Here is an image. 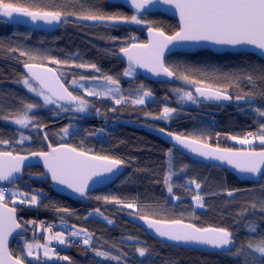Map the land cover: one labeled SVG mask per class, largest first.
Segmentation results:
<instances>
[{
	"label": "trees",
	"instance_id": "1",
	"mask_svg": "<svg viewBox=\"0 0 264 264\" xmlns=\"http://www.w3.org/2000/svg\"><path fill=\"white\" fill-rule=\"evenodd\" d=\"M82 2L85 0H27L29 5L45 9L60 7L73 11ZM95 2L109 13L133 14L124 6L109 0ZM62 20L57 31L46 33L23 28L0 16V139L9 141L8 144L0 145V151H13L15 154L45 151L39 131L28 134L4 122L5 119L20 115L25 106L31 103L37 107L30 116L39 127L49 126L46 134L52 145L68 143L89 154L122 159L125 172L114 184L75 201L55 193L40 167L25 171L23 181L13 187L42 195L37 197L36 205L16 204L19 222L27 230V235L11 244L14 256L25 258V244L44 237L36 228L39 220H46L57 224L56 228H52L53 231L59 230V224H67L87 229L92 234V250L78 245L67 246L60 254L69 257V260L57 264H117L116 260L97 256L96 251L107 252L109 257H121L120 264H264L261 254L254 251L264 240V212H261L264 206V176L259 183L240 181L229 171L196 161L151 133L106 123L109 122L107 120L139 122L145 117H160L164 107H171L176 109L178 115L163 126L167 131L198 138L220 148L240 149L232 144L230 137L245 136L249 132L258 135L260 125L264 123V117L256 111L257 108L264 111V79L259 76V69L264 68V62L252 54H214L209 51L168 56L166 63L186 62L198 69L190 74L194 79L203 80L204 84H211L212 88L233 97L229 106L201 102L206 109H184L177 105L176 95L170 90L171 87H180L178 79L169 84L149 81L142 76L134 80L127 79L122 75L127 67L118 57L121 47L145 41L143 35L147 26L168 35L174 34L178 31L176 20L163 14H145V23L141 25L121 23L116 28L99 22H80L73 16H66ZM10 49H19L28 55L20 56L19 51L12 52ZM52 59L62 63L52 64ZM25 63L53 67L65 84L74 79L81 80V76H101V73L92 69L75 67L80 63H94L102 73L119 79L124 100L116 105L101 98H93L91 103L95 115L89 118L93 120L92 123L66 122L67 117L81 115L70 110L42 107L40 101L20 84L27 77L22 71ZM248 75L253 76L252 81L247 80ZM100 80L104 81L102 77ZM141 86L152 93L154 104L137 105L129 102L136 98ZM238 95L244 98L237 100ZM70 124H77L78 128L61 138L60 131ZM21 135L31 139L20 144ZM170 149L171 157L168 156ZM254 149H261V146ZM170 171L172 194L167 192V185L163 183ZM186 181H194L201 187L197 190L195 186L187 185ZM10 187L7 186L8 189ZM230 191L231 196L228 195ZM198 194L203 198V208L197 207L192 199ZM97 196H114L124 203H135L136 207L129 209L123 205L106 203L103 199L97 200ZM175 196H179L180 200H175ZM5 202L13 206L8 198ZM253 204L256 205L255 211ZM57 208H67L69 212H58L55 210ZM96 209L112 220L113 225L91 217L90 213ZM140 216L182 219L198 227L225 228L232 233L235 248L223 251L212 247L211 250L200 251L155 240L134 222ZM28 221H36V224ZM250 226L255 232L249 231ZM250 243L252 250L248 248ZM139 248L147 249L145 257H139ZM29 262L41 264L40 260L34 263L27 257L25 263Z\"/></svg>",
	"mask_w": 264,
	"mask_h": 264
},
{
	"label": "snow or ice",
	"instance_id": "2",
	"mask_svg": "<svg viewBox=\"0 0 264 264\" xmlns=\"http://www.w3.org/2000/svg\"><path fill=\"white\" fill-rule=\"evenodd\" d=\"M85 3L87 6H85ZM157 3H163L166 5H172L179 12V19L181 23L180 30L171 35H166L164 31L149 28V35L152 39L147 44L132 43L128 46L121 47L120 53L127 57L128 68L122 73L125 77H133L136 73V68L147 69L150 73L156 77L164 78H176L183 80L186 84L194 86L195 92L200 97L206 99H224L230 100L232 97L224 95L219 91H208L211 89V84H204L203 80L194 79L190 74L198 69L193 68L186 62L176 61L166 63L164 59L165 51L168 50L171 54L169 45L174 47L184 42H212L218 45H230V46H255L261 50V56L264 57V0H126V6L133 10L131 16H126L123 13H109L106 12L102 6L95 2V0H85L79 5V8L75 11L69 8H52L45 9L43 7H37L34 4L29 5L27 0H0V16L7 17L9 19L16 16L28 17L31 21H43L47 24L61 23L62 19L66 16H73L80 22H99L105 26H111L113 28L119 27L121 23H145L143 13L147 11L149 5H155ZM112 39H115L114 37ZM12 52L19 51L20 56H27L28 53L20 51L19 49H10ZM34 58V57H32ZM52 64H61L62 61L52 59ZM24 68L27 69L28 78H25L22 82L28 88L30 92L35 93L38 97H43L44 105L54 104L57 101H68L69 103L75 102L76 111L83 113L86 112L89 107V102L82 96H74L72 92L68 91L63 83L60 82V78L57 77L52 68H44L40 64L25 63ZM77 68H88L94 70L96 73H101V76H92L86 78L81 76V80L90 79L97 81L101 77L105 81V90L96 91L95 88L85 85H79L87 96L94 97H109L115 99V103L119 104L124 99L123 93L119 88V79L114 78L111 75H106L101 72V69L96 64H84L80 63L75 65ZM260 79H264V68L259 69ZM39 83V88L34 86V83H30L29 80ZM247 80L252 81L253 76L248 75ZM73 85L77 84L74 79ZM204 84V87H198L196 85ZM116 86V87H108ZM45 89L47 90L45 92ZM179 94L180 90H176ZM152 93L144 89L141 86L139 95L135 99L130 100V103L142 105L145 103V97H151ZM56 99H53V98ZM244 97L237 96L236 99L240 100ZM181 99H187L194 101L196 97L192 95V92H185L181 96ZM37 105L31 103L25 106L24 114L18 116L14 123L24 128L29 127L30 124L33 127H38L28 116L30 112ZM60 108L64 111L70 109L64 105H60ZM176 111L174 108L164 107L161 117L168 119L170 114ZM256 111L261 117H264V111L257 108ZM69 125L63 128L61 131L64 136L69 135ZM163 132V129H160ZM169 137L174 140V147L178 150L187 149L191 153L197 154L201 157L213 158L219 161H225L230 165H233L236 169L243 173L261 174L264 176V123H262L258 129V135L249 132L247 136L240 138L237 136L230 137L232 140H238L241 145H249L250 148L247 151H234L231 148H220L219 146L213 148L210 144L202 143L201 139L189 137L183 134L167 133ZM45 141H47V134H43ZM251 137V138H249ZM31 137H24L21 135L18 143L24 144L25 140H30ZM258 140L261 145L260 151H255L252 148L254 142ZM9 141L0 139V145L8 144ZM48 152L39 151L31 152L33 157L43 158L44 166L47 168V173L50 174V179L57 182L60 185H65L67 188L72 189L74 192L79 193L81 196H86L89 188V181L93 177H103L105 174L115 175L120 170V166L125 162L122 159L112 158L107 155H89L88 152L78 149L77 147L70 146L68 143H61L58 147H52L49 143ZM172 150L168 152V156L171 157ZM28 159V156L14 154L13 151H0V181H6L14 184L17 176L25 167L24 162ZM169 167L171 164L169 163ZM172 173L164 177L163 183L167 185V192L173 193V187L171 184ZM192 183H195L194 181ZM201 187L199 183H195V188L198 190ZM6 194L13 207H8V203L5 202ZM42 193L29 194L20 191H11L6 187L0 186V264H25L27 257H32L33 252L32 244H26L28 251L25 254V258L16 257L13 258L7 249V237L15 228H20L21 224L17 222L15 218L16 204L20 205H36L38 203L37 197ZM231 196L232 192H228ZM17 197L19 200L17 201ZM97 200L103 199L106 203H115L117 205H123L125 208H135V203H124L122 200L116 197H96ZM175 200H180L179 196L174 197ZM192 199L196 202V206L203 208V198L201 195H195ZM255 211L256 205H252ZM58 212L68 213L67 208H57ZM95 212L103 217L99 209ZM261 212H264V206L261 207ZM108 224H112L113 221L107 217H103ZM139 219L146 221V225L150 229H154L155 232L161 236L166 237L169 240L183 242V243H195L200 245H210L214 248L221 249L223 251H231L235 248V243L232 240V233L225 228L220 227H197L195 224H185L182 219H150L146 216H140ZM33 225L36 221H28ZM50 231V228L47 229ZM250 232H255V229L250 226ZM69 237L76 238L75 240H69V243H83L84 245H90L92 241V234L87 232V229H76L75 226H69ZM81 237L82 240L80 239ZM56 240L59 244H65L66 239L63 232H57L54 236L48 238ZM231 245L230 248L225 246ZM37 248H43L44 257H49L50 249L47 245H35ZM250 250L253 249L252 244L248 245ZM139 257H145L147 251L146 248H139ZM255 252L261 254L264 258V240L255 247ZM99 257H108L116 260L117 264H120L121 257L111 256L104 251H96L95 253ZM39 258L38 254L35 257ZM62 260H69V257H59ZM31 264V262H29ZM143 264V262H142Z\"/></svg>",
	"mask_w": 264,
	"mask_h": 264
},
{
	"label": "water",
	"instance_id": "3",
	"mask_svg": "<svg viewBox=\"0 0 264 264\" xmlns=\"http://www.w3.org/2000/svg\"><path fill=\"white\" fill-rule=\"evenodd\" d=\"M111 3L113 4H119L124 6L125 8H127L130 12L133 13V10H131L128 6H126V0H109ZM145 14H163L166 15L168 17H171L172 19L177 21V25H178V31L180 30L181 27V23H180V19H179V12L177 9H175L174 6L172 5H166L163 3H157L154 6L153 5H149L147 8V11H145L143 13V15ZM4 19L7 22L13 23L15 25L21 26L23 28H28V29H32L38 32H46V33H51L54 31H57L62 23H53V24H47L43 21H36L33 22L31 21L30 18L28 17H23V16H16L14 14V18L13 19H9L7 17H4ZM155 29V28H153ZM149 29H147L144 33L143 36H145L146 38V42L145 43H138V44H147L149 43V41L152 39V37L149 35ZM166 34V33H165ZM168 35V34H166ZM169 48L171 49V54L168 50L165 51V55H164V59L166 62V59L168 56L174 54V53H187V54H195L196 52L199 51H209L212 52L214 54H226V53H232V54H252L254 56H256L258 59H261L264 62V57L261 56V50L256 48L255 46H230V45H218L212 42H184L181 44L176 45L175 47L173 45H169ZM119 59L126 65V67H128V61H127V57L124 56L122 53L119 52L118 55ZM44 68H52L55 75L57 77L60 78V82L63 83L65 85V87H67V85L63 82V80L61 79L59 73L53 68V67H49V66H45L42 65ZM22 71L23 73L28 77V73H27V69L24 68V66L22 67ZM136 72L138 74H140L142 76V78L149 80V81H156V82H160V83H173L176 78H164V77H156L154 74L150 73L147 69L144 68H136ZM37 85L39 86L38 82ZM68 88V87H67ZM203 88V87H202ZM208 91H219L216 90L214 88L211 89H206ZM47 90L45 89V92ZM68 91L72 92L69 88ZM221 92V91H219ZM224 95H229L228 93L225 92H221ZM72 94L74 96H76L73 92ZM196 97L199 99V101H201L202 103H206L208 104H219V105H231L233 102V97L230 100H224V99H220V100H216V99H206L205 97H200L199 94L197 92H195ZM230 96V95H229ZM53 99H56L55 97ZM59 104H62L68 108H72L74 106H76L75 102L69 103L68 101H57ZM66 122H74V123H92L93 121H91L90 119H85L82 117H77V116H71V117H67L65 119ZM113 124L116 125H124V126H128L131 128L135 129H140V130H144L148 133H151L157 137H159L162 141H164L165 143H167L168 145L174 147V140L172 137H169L167 135V133H169V131L163 129L164 131L161 132L160 129L161 128H156L153 126H150L146 123H141V122H133V121H129V120H121V119H116L113 121H109ZM49 126H44L39 130L40 135L43 138L44 144L46 147L44 152H48L51 149L49 148V143L51 144V142L49 141V139H47V141H45L43 134L46 133V131L48 130ZM172 133V132H171ZM176 134V133H173ZM179 135V134H177ZM202 142V141H201ZM205 143V142H202ZM208 144V143H207ZM60 144L58 145H52V147H58ZM211 145V144H210ZM71 146V145H70ZM213 148H215L216 146L211 145ZM176 148V147H175ZM178 149V148H177ZM234 151H247L249 149H233ZM255 150V149H254ZM261 149L255 150V151H260ZM185 154H187L188 156H190L192 159L196 160V161H200L206 164H210V165H214V166H218L221 167L227 171H229L231 174H233L234 176H236L240 181H248L251 183H259L262 179V175L257 173V174H251V173H243L240 172L238 169H236L233 165L228 164L225 161H219L213 158H206V157H201L197 154L191 153L189 150L184 149V150H179ZM39 152V151H38ZM15 154V153H14ZM19 155H24V156H28V159L24 162L25 167L22 168L21 173L19 174H15L17 176L16 182L14 184L6 182V181H0V185H6V186H13V185H17L20 182L23 181V179L25 178V171L29 170L30 168H34V167H40L43 171V173L45 174L46 178L49 180L50 182V186L51 189L57 193L60 194L62 196L68 197L69 199H72L75 201H79L83 198H85L86 196H88L90 193L92 192H96L99 190H102L112 184H114L125 172V165H121L120 166V170L117 171L115 173V175H111V174H105V176L103 177H93V179L91 181H89V188H88V192L86 194V196H81L79 193L74 192L72 189L67 188L65 185H60L57 182H54L50 179V174L47 173V168L44 166L43 163V158L41 157H33L30 155V153L28 154H21V153H17ZM89 155H93V154H89ZM262 171H264V167H262ZM8 207H13L11 205L8 204ZM17 209V208H16ZM0 211H3L2 209H0ZM15 218L17 220V222H19V212L18 209L16 210L15 213ZM150 218V217H149ZM152 219V218H150ZM134 222L141 228L145 229L146 232L155 240H160L163 241L167 244L173 245V246H179V247H183L186 249H190V250H211L212 246L210 245H200V244H195V243H183V242H177V241H172L167 239L166 237H161L159 236L154 229H150L147 227L146 225V221L141 220L139 218L134 219ZM20 223V222H19ZM185 224H189V222H185ZM192 224V223H191ZM198 227V226H197ZM27 235V230L25 229V227H23V224L21 225L20 228H15L11 234L7 237V249L8 252L12 255L13 258H16L14 256V254L11 251V244H13V242L16 239L25 237ZM231 246V245H228ZM225 246V247H228ZM27 264V263H25Z\"/></svg>",
	"mask_w": 264,
	"mask_h": 264
},
{
	"label": "rangeland",
	"instance_id": "4",
	"mask_svg": "<svg viewBox=\"0 0 264 264\" xmlns=\"http://www.w3.org/2000/svg\"><path fill=\"white\" fill-rule=\"evenodd\" d=\"M135 25H138V24H135ZM141 25V24H140ZM149 26H147V28H148ZM146 28V29H147ZM128 68V67H127ZM126 68V69H127ZM137 76H138V74H137V72L135 73V75L133 76V77H125V78H127V79H130V80H134V79H136L137 78ZM61 77V76H60ZM26 78H28V77H26ZM25 79V78H24ZM24 79H22L21 80V82H20V84L23 86V88L26 90V92H28V93H30L31 95H33V96H35L39 101H40V103H41V105H42V107H44L45 109H58L59 111L60 110H62L61 108H60V105L61 104H59L58 102L57 103H54V104H48V105H44V102H43V97H38L35 93H33V92H30L29 90H28V88L23 84V80ZM29 82L30 83H34V86L35 87H37V88H39V86L37 85V83H35V82H33L31 79L29 80ZM177 82L179 83V85H180V87L179 86H175V87H171L170 88V90L171 91H173L174 93H175V95H176V98H177V105L180 107V108H184V109H191V108H193V109H197L198 108V110H202V109H206V106L205 105H202L201 104V101H199V99L196 97V94H195V90H194V86L193 85H190V84H186L183 80H180V79H178L177 80ZM85 85V86H88V87H92V88H95V90L96 91H104L105 90V87H106V85H105V81H99V80H97V81H92V80H89V79H85V80H78L77 81V84L76 85H73L72 84V81H70V83H68V84H66L67 85V87L76 95V96H82L84 99H86L88 102H89V107H88V109H87V111L86 112H83V113H80V112H77L75 109H76V106H74V107H72V108H70V111L71 112H73L74 114H77V115H81L80 117H82V118H85V119H89V118H91V117H93L94 115H95V113H93L94 112V108H93V105H92V103H91V99H93V98H97V97H94V96H87V94L83 91V89L82 88H79V85ZM196 86H198V87H204V85H196ZM108 87H116V86H108ZM119 88H120V90H121V93H123V95H124V92H123V90H122V87L119 85ZM176 90H180L179 91V94L177 93V91ZM74 91H76V92H74ZM185 92H192V95L194 96V97H196V99L194 100V101H190V100H187V99H181V96L183 95V93H185ZM138 95H139V93H138ZM99 98H101V99H104V100H106V101H109L110 103H115V99H112V98H109V97H99ZM98 98V99H99ZM124 100V99H123ZM123 100L121 101V103L123 102ZM154 104V97L151 95V97H145V103L144 104H142V105H145V104ZM116 104V103H115ZM120 104V103H119ZM119 104H116V105H119ZM137 105H139V104H137ZM171 108V107H170ZM207 109H208V107H207ZM35 109L33 108L30 112H28V116H29V118L37 125V121L34 119V118H32V116H30L31 115V113L34 111ZM162 112H163V109H162ZM24 114V112H22L20 115H18V116H21V115H23ZM162 114V113H161ZM178 114H177V112L176 111H174L173 113H171L170 114V116H169V118L168 119H163V118H159V120H161V121H163V122H165L166 124H169V123H171L172 122V120L173 119H175V117L177 116ZM18 116H16V117H14V118H11V119H5L4 120V122L7 124V125H9V126H12V127H14V128H17V129H19L20 131H22V132H26V133H33V131H35V132H38L40 129H41V127H33V125L32 124H30L29 125V127H27V128H24V127H22V126H20V125H17V124H15L14 123V120L18 117ZM96 116H98V115H96ZM161 117V116H160ZM148 119H150V120H156L154 117H147ZM91 120V119H90ZM93 121V120H92ZM72 123V122H71ZM71 125V127H69V134L72 132V131H74V130H76L77 128H78V125L77 124H70ZM69 126V125H68ZM68 126H66V127H68ZM60 135H61V138H65V137H67V136H64V134L62 133V131H60ZM24 137H26L25 135H23ZM245 136H247V135H245ZM245 136H239L240 138H243V137H245ZM249 138H251V137H249ZM28 140H25V142L24 143H26ZM232 144H234V145H236V146H238L239 148H243V149H249L250 148V146L249 145H241V144H239V142H238V140H232ZM258 146H261L260 145V143H259V141L258 140H256L255 142H254V144L252 145V147L254 148V147H258ZM234 149H238V148H234ZM193 181H186V184L187 185H189V186H195V183H192ZM0 186H2V185H0ZM10 190L11 191H20V192H25V191H23V190H20V188H18V187H13V186H11L10 187ZM25 193H28V192H25ZM29 194H31V193H29ZM8 197H7V194H6V199H7ZM19 200V197H17V201ZM17 205H20L19 203H17ZM90 216L91 217H95V218H98V219H100V220H102V221H104V222H106L107 223V221L106 220H104L103 219V217H105L104 215H103V217L101 216V215H99V214H97L95 211H92L91 213H90ZM108 224V223H107ZM109 225H113V223L112 224H109ZM69 226L70 225H67V224H59L58 225V228H59V230H52L51 228H50V231L49 230H47V229H49V227H46V228H42V234H43V238L41 239V240H36V241H32V242H28L27 244H32L33 245V248H32V252H33V258L34 259H32V257H28V259L29 260H31V261H34V263L36 262V261H39L40 260V257H43L46 261H47V263H59V262H62V261H64V260H62V259H59V257H63L64 255L63 254H60V253H57V252H55V251H50L49 252V257H51V259H49V258H47V257H44V255H43V251H44V249L43 248H37V247H35V245H37V244H40V245H47L50 249H51V243L52 242H57L56 240H51L50 242H49V240H48V238L49 237H51V236H54L57 232H63L64 233V236H65V239H67V237L69 236L68 235V229H69ZM76 229H84V228H81V227H77L76 226ZM88 232V231H87ZM81 238H83V237H81ZM28 251V249H27V247H26V244H25V246H24V255L26 254V252ZM37 254H38V256H39V258L38 259H36L35 257L37 256Z\"/></svg>",
	"mask_w": 264,
	"mask_h": 264
},
{
	"label": "built area",
	"instance_id": "5",
	"mask_svg": "<svg viewBox=\"0 0 264 264\" xmlns=\"http://www.w3.org/2000/svg\"><path fill=\"white\" fill-rule=\"evenodd\" d=\"M3 187H6L7 186H3ZM8 189V188H7ZM57 224L55 222H49V221H46V220H39L38 221V224H37V228H36V231L38 233H41L42 231V228H46V227H49V228H56ZM76 238H72V237H67L66 239V243L65 244H59L58 242H52L51 243V249H55V252L57 253H61L65 247L67 246H70V245H78L82 248H85V249H91L92 250V241H91V244L90 245H84L82 242L81 243H75V242H72V243H69L68 241L69 240H75ZM82 240V238H80ZM40 262L41 264H45L46 261L45 259L41 258L40 259Z\"/></svg>",
	"mask_w": 264,
	"mask_h": 264
},
{
	"label": "flooded vegetation",
	"instance_id": "6",
	"mask_svg": "<svg viewBox=\"0 0 264 264\" xmlns=\"http://www.w3.org/2000/svg\"><path fill=\"white\" fill-rule=\"evenodd\" d=\"M150 27H148L147 29H149ZM146 29V30H147ZM145 33V32H144ZM145 37V36H144ZM146 42V38H145V41H143V42H141V43H145ZM138 74V73H137ZM139 76H141L140 74H138V76L137 77H139ZM156 82V81H155ZM160 83V82H159ZM217 90V89H216ZM151 104V103H150ZM216 105H219V104H216ZM219 106H221V105H219ZM156 120H150V119H148L147 117H145V118H143V121H139V122H141V123H146V124H148V125H150V126H153V127H156V128H161V129H164V127L163 126H165V122H163V121H161V120H159V118H157V117H154ZM107 121H113V120H107ZM135 122H137V121H135ZM107 124H109V125H112V126H118V125H116V124H113V123H111V122H106ZM166 130V129H165Z\"/></svg>",
	"mask_w": 264,
	"mask_h": 264
},
{
	"label": "crops",
	"instance_id": "7",
	"mask_svg": "<svg viewBox=\"0 0 264 264\" xmlns=\"http://www.w3.org/2000/svg\"><path fill=\"white\" fill-rule=\"evenodd\" d=\"M32 259H34V258L32 257Z\"/></svg>",
	"mask_w": 264,
	"mask_h": 264
}]
</instances>
